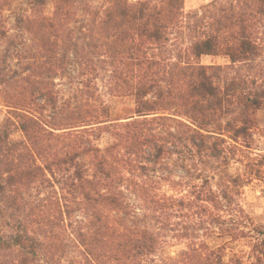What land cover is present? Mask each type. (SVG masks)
Returning a JSON list of instances; mask_svg holds the SVG:
<instances>
[{"label":"trees","instance_id":"16d2710c","mask_svg":"<svg viewBox=\"0 0 264 264\" xmlns=\"http://www.w3.org/2000/svg\"><path fill=\"white\" fill-rule=\"evenodd\" d=\"M26 1L16 25L34 51L19 69L0 55V264H246L226 259L240 240L264 264L248 172L230 170L264 109V0ZM101 70L134 97L127 116ZM171 232L187 243L175 255Z\"/></svg>","mask_w":264,"mask_h":264},{"label":"rangeland","instance_id":"374dc122","mask_svg":"<svg viewBox=\"0 0 264 264\" xmlns=\"http://www.w3.org/2000/svg\"><path fill=\"white\" fill-rule=\"evenodd\" d=\"M95 8L103 6V0H88ZM135 1V0H131ZM212 0H185V11L190 12L201 6L211 2ZM28 9L26 0H11V4L5 11L6 22L8 27V38L0 44L1 56L6 58L7 65H12L19 69L18 61L22 57H28L34 51V46L29 39V35L17 28L16 17L19 12ZM50 11V8L47 9ZM20 57V58H19ZM25 61V60H24ZM203 64H227L228 58L223 56H203L201 58ZM21 63V62H20ZM99 94L111 106L113 115L125 117L134 110V97L122 96L115 93L116 82L112 80L110 74L105 70H101L95 81ZM70 84L66 82L61 85L62 93L68 94L71 91ZM4 108L0 106V120L4 117ZM256 128L254 130L251 147H243L238 157L241 161H233L230 170L234 174L247 173L249 182L243 189V194L240 198L241 205L251 215L253 220L264 225V109L257 111ZM252 171V174L250 173ZM250 173V174H249ZM178 221L179 219H175ZM173 232L169 234L171 243L166 248L165 253L175 255L179 251L187 248L185 240L180 241L172 239ZM226 239L209 238L206 241L212 246L216 247L224 243ZM227 250V257L229 259L233 252H237L240 256H245L242 260L247 264L248 259L246 255L249 253V246L245 240H240Z\"/></svg>","mask_w":264,"mask_h":264}]
</instances>
